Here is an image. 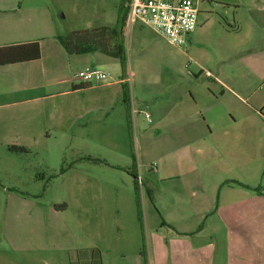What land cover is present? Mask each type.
I'll list each match as a JSON object with an SVG mask.
<instances>
[{"label": "rangeland", "instance_id": "rangeland-1", "mask_svg": "<svg viewBox=\"0 0 264 264\" xmlns=\"http://www.w3.org/2000/svg\"><path fill=\"white\" fill-rule=\"evenodd\" d=\"M219 1L225 0L199 4L197 28L188 35H199L201 48H189L186 42L180 47L172 45L141 23L125 32L127 64L135 71L126 80L129 95L135 98L130 110L131 135L122 122L124 105L114 97L103 113L92 112L73 125V139L70 132L50 130V138L41 137L25 146L26 152L0 146V264H118L121 255L144 248L147 252L151 222H210L218 199L209 190L211 171L225 178L220 177L224 188L233 181L230 173L246 176L256 166L257 177L264 181V148L263 160L261 156L251 158V153L245 158L230 148L232 139L218 142L223 151L234 155L214 162L198 151L208 148L207 132L199 131L200 137L206 136L205 142L195 139L200 138L195 131L174 127L203 124L200 111L205 107L218 109L222 125L239 126L248 119L261 122L248 115L244 105L230 114L232 100L228 95L220 98V88L206 83V71L220 73L222 79L234 71L232 61L221 55L233 37L224 29L230 30L234 8ZM118 3L6 0L7 9L0 12V41L23 39L20 29L51 36L110 26ZM95 69L117 79L115 63ZM180 99L183 112L176 115L171 106ZM50 101L59 106L58 99ZM233 128L229 134H247ZM31 166L35 175L28 172ZM182 172L200 173L202 184L186 182ZM170 174L175 175L170 178ZM225 197L223 190L222 202ZM208 198L212 210L194 209L196 202L204 205ZM80 222L87 226L81 227ZM161 232L175 235L166 227Z\"/></svg>", "mask_w": 264, "mask_h": 264}, {"label": "crops", "instance_id": "crops-1", "mask_svg": "<svg viewBox=\"0 0 264 264\" xmlns=\"http://www.w3.org/2000/svg\"><path fill=\"white\" fill-rule=\"evenodd\" d=\"M5 2L6 0H0V12L7 9L3 5ZM219 3L234 8L230 30L224 29L226 34L233 37L230 44H227L226 52L221 53L225 54L226 61H232L234 71L224 79L220 77V73L213 75L206 71L205 76L209 79L206 83L220 88V98L228 95L232 100L228 105L230 114L237 112L239 105H244L248 115L258 117L261 122L248 119L239 126L230 123L222 125L217 117L218 109L205 107L200 111L204 115L203 124L192 127L178 124L174 127L179 131H195L196 137L201 136L200 130L207 132V142L205 135L195 139L208 144L205 151H198L201 155L207 154L211 161L216 162L223 157L232 159L234 154L223 151L218 145V142H229L230 139V148L235 147L238 154L247 158L248 153H251V158L261 156L263 160L264 0H225ZM135 25L136 23L129 26L127 30L134 29ZM18 34L24 38L19 41H0V45L38 40L40 57L0 65V146H31L41 137L50 138V130L71 133L73 125L84 116L92 112L103 113L110 107L114 97L121 99L124 105L122 83H126L129 75H134L131 65L127 64L122 77L117 58L100 51L67 54L56 38L59 34L34 35L29 29H20ZM196 35L194 38L186 36L185 42L189 48L202 47L198 41L199 35ZM109 63L117 64L116 80H91L88 87H78L85 82L73 78L74 73ZM209 97L218 100L215 94H209ZM50 99H58L59 106L51 103ZM133 99L135 98L130 92V110ZM193 100L197 103L195 97ZM171 107L176 108V115L182 114L181 99ZM122 109V122L126 126L125 106ZM95 122L102 124L100 120ZM232 128L247 134L236 131L229 134ZM221 131L223 133H217ZM73 137L74 134L71 133V139ZM183 140H187L186 136ZM258 168L256 166L254 172L247 173L246 176L242 173H230L232 175L229 179L233 181L229 182L230 185L226 184V188L222 181L225 178L220 176L219 171L208 173L211 179L209 190L214 191L215 197H218L215 208L213 209V203L208 198V201L204 199V205L196 202L194 209H213L210 222H151L147 252L144 248L139 253L121 255L118 264H264V181L257 177ZM23 170L27 171L26 168ZM28 172L35 175V167L31 166ZM173 175L175 174L168 177L172 178ZM182 176H186L184 180H189L194 186L202 184L200 173L182 172ZM223 190L226 194L224 202L220 198ZM80 224L81 227L87 226V222ZM164 227L175 235L166 236L161 232Z\"/></svg>", "mask_w": 264, "mask_h": 264}, {"label": "trees", "instance_id": "trees-1", "mask_svg": "<svg viewBox=\"0 0 264 264\" xmlns=\"http://www.w3.org/2000/svg\"><path fill=\"white\" fill-rule=\"evenodd\" d=\"M128 0H119L117 5L116 18L113 25H102L93 28L72 30L66 35H57V40L67 54H84L93 51L118 59L121 76L125 75L127 66V55L125 48L126 16ZM40 57V45L38 40L21 43L0 45V65L34 60ZM88 83L78 87L86 88ZM122 100L125 106V118L127 132L132 134L130 118L129 88L126 83H122ZM11 151L26 152L23 146L10 145L7 147ZM64 171L65 168L60 169ZM139 203L137 201V218L141 221L139 214Z\"/></svg>", "mask_w": 264, "mask_h": 264}, {"label": "built area", "instance_id": "built-area-1", "mask_svg": "<svg viewBox=\"0 0 264 264\" xmlns=\"http://www.w3.org/2000/svg\"><path fill=\"white\" fill-rule=\"evenodd\" d=\"M205 0H128L126 29L141 23L170 44H185L186 36L197 26L199 4ZM95 80L110 79L108 73L96 69H85L73 74V78L89 83Z\"/></svg>", "mask_w": 264, "mask_h": 264}]
</instances>
